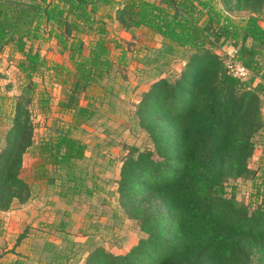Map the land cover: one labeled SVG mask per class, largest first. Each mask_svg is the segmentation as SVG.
Returning <instances> with one entry per match:
<instances>
[{
    "label": "trees",
    "instance_id": "obj_1",
    "mask_svg": "<svg viewBox=\"0 0 264 264\" xmlns=\"http://www.w3.org/2000/svg\"><path fill=\"white\" fill-rule=\"evenodd\" d=\"M220 1L221 7L216 0H0V47L14 40L23 54L19 69L29 80L15 101L7 144L0 149V209L30 196L19 174L23 153L33 144L26 102L36 85L32 74L47 60L39 51L24 48L28 38L54 37L61 51L68 50L71 62L69 66L51 60L48 65L66 87L58 107L71 111L72 119L67 126L56 124L53 134L33 146L35 180L58 186L57 193L66 200L75 194L89 197L103 188L96 174L82 170L87 143L70 130L95 113L89 99L85 104L79 99L108 75L112 61L104 16H113L122 25L144 26L160 34L165 53L193 51L173 81L157 78L141 92L134 113L153 147H132L119 166L116 187L107 188L100 199L117 200L128 216L138 218L146 235L123 253L94 245L83 264H249L253 258L264 264V169L253 184L260 197L256 207L237 202L225 186L229 179L250 174L254 135L264 122V82L254 80L255 75L264 76L259 57L264 54L259 22L264 19V0ZM238 10L247 15L237 21L229 13ZM84 32L93 34L87 52ZM228 39L239 41L235 56L251 70L249 78L229 73L214 51L218 42ZM106 86L101 88L108 92ZM117 212L110 209L113 217ZM86 221V226H96L91 214ZM65 224L67 220L59 222L61 231ZM23 236L20 232L15 243ZM63 238L70 251L81 245L66 232ZM66 256L53 253L54 260ZM15 264L25 260L19 258Z\"/></svg>",
    "mask_w": 264,
    "mask_h": 264
},
{
    "label": "rangeland",
    "instance_id": "obj_2",
    "mask_svg": "<svg viewBox=\"0 0 264 264\" xmlns=\"http://www.w3.org/2000/svg\"><path fill=\"white\" fill-rule=\"evenodd\" d=\"M216 5L221 7V1L216 0ZM242 12L232 11L231 14L238 21L247 15ZM104 18L107 30L104 37L112 63L102 83L109 89L106 93L101 88L103 84L99 83L89 88L85 97H80L79 102L82 104L90 100L88 106L94 108L95 113L70 130L72 135L87 143L86 157L80 162L82 170L96 174L97 181L104 189L89 197L75 194L70 200H66L57 193L58 186H47L35 180L36 158L33 146L42 138L53 134L56 124L67 126L72 119L71 111L58 107L57 102L64 95L66 87L48 65L51 60L69 66L71 62L68 50L61 51V45L54 37L26 39L24 48L39 51L47 61L32 74L31 80L36 85L31 99L26 102L32 122L33 144L23 153L19 174L28 183L30 196L24 202L14 199L8 210L0 209V264L18 256L28 259L37 257V243L45 238L56 242L60 246L57 248L64 249L66 241L61 240L62 231L81 243L74 250L75 256L72 258H77L74 264H83L82 256L94 245L101 244L113 252L123 253L139 237L146 235L140 228L138 218L128 216L119 207L117 200H108L109 203H106L100 199L107 193V188L114 189L119 166L132 147H153L150 136L145 128L138 125L134 113L141 92L148 89L150 83L157 78L164 76L173 81L185 67L193 49L165 53V43L160 34L153 33L144 26L130 28L122 25L113 16ZM47 28L48 25L42 27L44 31ZM81 36L84 40V52H87L93 34L84 32ZM246 43L250 41L246 40ZM238 44L239 41L228 39L218 42L214 51L224 61L228 55H235ZM22 57L14 40H9L0 47V149L7 144L6 134L12 124L15 101L19 99L23 86L29 84L18 66ZM44 98L46 103L42 101ZM21 99L24 100L25 97L21 96ZM261 117L264 119L262 113ZM254 143L255 148L248 159L250 174L225 181L226 193H233L237 202L251 207H256L260 200L253 184L264 169V122L254 135ZM52 173L54 179L55 173ZM112 196L115 199L116 193ZM29 203L31 206H27ZM113 207L118 209L115 217L110 214ZM89 214L92 221L96 222L94 227L86 226ZM61 220H67L62 231L59 229ZM81 228L86 230L80 232ZM20 232H24V236L15 243ZM91 233L92 240L87 243L85 235ZM41 253L40 257L43 259L38 264H45L43 261L48 253L46 250ZM249 264H257L256 259L253 258Z\"/></svg>",
    "mask_w": 264,
    "mask_h": 264
},
{
    "label": "crops",
    "instance_id": "obj_3",
    "mask_svg": "<svg viewBox=\"0 0 264 264\" xmlns=\"http://www.w3.org/2000/svg\"><path fill=\"white\" fill-rule=\"evenodd\" d=\"M221 6V5H220ZM232 17H234V15L233 14H231V13H229ZM262 17L264 18V9H263V12H262ZM260 24L263 26V28H264V19H261L260 21ZM247 41H250V43H251V39L250 38H248L247 39ZM250 43H247V44H250ZM260 58L262 57V60H263V66H264V54H263V56H259ZM263 69H264V67H263ZM251 74H252V72H251ZM250 74V75H251ZM254 80H255V82L256 81H262V82H264V76H260V75H255V78H254ZM260 111H261V113H262V115H263V117H264V97H263V94L262 93H260ZM116 182V184H117V181H115ZM113 187V186H112ZM116 187V185L113 187V188H115ZM27 206H31L30 205V203L29 204H27ZM9 209V208H8ZM7 209V210H8ZM5 212H7V211H5ZM9 214V213H8ZM92 219V218H91ZM66 231H62L60 234H61V240L62 241H65V239L63 238V234L65 233ZM68 236L70 235L69 233H66ZM85 236H87V235H85ZM66 243H67V240H66ZM63 244V245H67V244ZM48 244V245H47ZM57 247H60L59 245L57 246V243L56 242H54V241H50V240H48V239H43V241L41 242V243H37V250H35L36 252H38L39 253V255L36 257H34V258H30L29 257V259L28 258H23V256H18V257H15V258H12V259H10V261L9 262H7V263H5V264H15V261L17 260V259H19V258H22V259H24L25 260V264H38V263H41V260L40 259H43L42 257H40V253L41 254H43L44 252H45V250L47 251V253H48V256H47V258L43 261L45 264H74V262H76V260H77V258L76 259H73L72 258V256H75V249H76V246L75 247H73V249L74 250H72V251H70V250H68V248H66V246L64 247V249L63 248H57ZM60 252V253H65L66 252V254H67V256H66V258L65 257H61V258H56V260H54V258H53V253L54 252ZM87 253H88V251L86 252V253H84V255L82 256V258L81 259H83L82 260V262L84 263V261H85V257H86V255H87ZM77 255H78V253H77ZM55 261V262H54Z\"/></svg>",
    "mask_w": 264,
    "mask_h": 264
},
{
    "label": "built area",
    "instance_id": "obj_4",
    "mask_svg": "<svg viewBox=\"0 0 264 264\" xmlns=\"http://www.w3.org/2000/svg\"><path fill=\"white\" fill-rule=\"evenodd\" d=\"M228 72L238 78H246L250 76L251 70L241 63L235 55H228L223 61Z\"/></svg>",
    "mask_w": 264,
    "mask_h": 264
}]
</instances>
